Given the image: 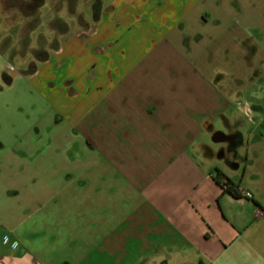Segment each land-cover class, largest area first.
<instances>
[{"label": "crops", "instance_id": "obj_1", "mask_svg": "<svg viewBox=\"0 0 264 264\" xmlns=\"http://www.w3.org/2000/svg\"><path fill=\"white\" fill-rule=\"evenodd\" d=\"M235 1L111 0L88 34L74 35L39 63L49 66V54L62 66L72 54L94 56L75 65L69 111L88 156L73 167L81 184L88 183L83 198L93 239L157 247L153 260L161 264H264V164L253 170L245 164L240 173L228 160L229 136L242 135L240 122L227 113L239 89L228 85L224 96L213 77L199 73L202 58L192 57L202 48L198 39L226 35L225 48L246 71L260 73L255 63L264 65V14L249 17L248 6L241 25ZM247 104L239 109L254 116ZM217 171L235 185L238 198L216 183ZM244 191L252 199L243 198ZM73 194L77 212L82 196ZM2 226L12 240L0 241V264H45L41 242L25 239L20 224ZM46 226L66 229L37 228Z\"/></svg>", "mask_w": 264, "mask_h": 264}, {"label": "rangeland", "instance_id": "obj_2", "mask_svg": "<svg viewBox=\"0 0 264 264\" xmlns=\"http://www.w3.org/2000/svg\"><path fill=\"white\" fill-rule=\"evenodd\" d=\"M110 1L0 0V241L4 236L12 240L3 224H20L25 239L41 242L37 249L45 264H161L153 260L160 251L157 247H146L137 240L124 244L114 240L105 245L99 235L96 240L91 237L90 206L83 198L88 183L81 184L73 167L88 156L79 148L78 129L69 111L71 81L78 79L75 65L88 64L94 56L72 54L65 58L66 66L57 64L53 54H49V66L36 58L39 52L51 53L74 35L88 34L93 17ZM235 4L239 5L236 13L241 25L247 21L243 15L248 6L252 8L249 17L264 14V0H236ZM208 35L197 40L202 48L192 57L202 58L199 73L213 77L224 96L228 85L239 89L227 113L240 122L242 135L229 136L228 144L234 148L228 160L240 173L245 164L253 170L264 164V65L255 63L258 74L246 71L247 65L225 48L226 35ZM227 50L230 56L226 59ZM33 67L37 72L27 75ZM246 104L254 116L241 112L239 106ZM219 127L225 133L231 131L222 123ZM208 143L213 144L211 138ZM74 191L82 196L77 212L72 211ZM63 193L70 197L65 206ZM63 207L68 208L64 213ZM51 224H63L66 229L37 228Z\"/></svg>", "mask_w": 264, "mask_h": 264}, {"label": "trees", "instance_id": "obj_3", "mask_svg": "<svg viewBox=\"0 0 264 264\" xmlns=\"http://www.w3.org/2000/svg\"><path fill=\"white\" fill-rule=\"evenodd\" d=\"M36 58L39 63H42L48 59V54L46 52H42V53L39 52ZM35 71H36V67H33L32 69H29L26 74L27 75L33 74ZM214 179L216 180V183L226 191V193H229L234 198L239 197V193L237 189H235V185L229 179L224 177L220 172L218 171L216 172ZM223 179L225 180L224 182H222Z\"/></svg>", "mask_w": 264, "mask_h": 264}, {"label": "built area", "instance_id": "obj_4", "mask_svg": "<svg viewBox=\"0 0 264 264\" xmlns=\"http://www.w3.org/2000/svg\"><path fill=\"white\" fill-rule=\"evenodd\" d=\"M242 195H243V198H245L247 200L252 199V194L248 191H244Z\"/></svg>", "mask_w": 264, "mask_h": 264}, {"label": "flooded vegetation", "instance_id": "obj_5", "mask_svg": "<svg viewBox=\"0 0 264 264\" xmlns=\"http://www.w3.org/2000/svg\"><path fill=\"white\" fill-rule=\"evenodd\" d=\"M234 137H235V138H238V135L235 134ZM231 148H232V147H231ZM222 156H224V153H223V152H222Z\"/></svg>", "mask_w": 264, "mask_h": 264}]
</instances>
